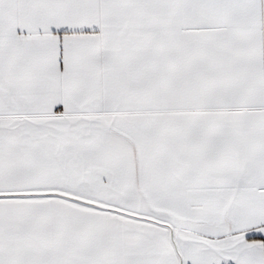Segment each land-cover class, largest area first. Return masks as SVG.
<instances>
[{"label":"snow or ice","instance_id":"snow-or-ice-1","mask_svg":"<svg viewBox=\"0 0 264 264\" xmlns=\"http://www.w3.org/2000/svg\"><path fill=\"white\" fill-rule=\"evenodd\" d=\"M0 264H264V0H0Z\"/></svg>","mask_w":264,"mask_h":264}]
</instances>
